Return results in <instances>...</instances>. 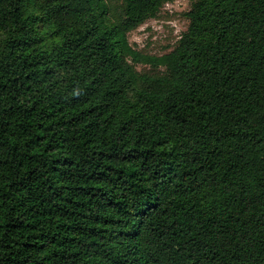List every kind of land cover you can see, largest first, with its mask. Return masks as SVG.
I'll use <instances>...</instances> for the list:
<instances>
[{
  "label": "trees",
  "instance_id": "1",
  "mask_svg": "<svg viewBox=\"0 0 264 264\" xmlns=\"http://www.w3.org/2000/svg\"><path fill=\"white\" fill-rule=\"evenodd\" d=\"M171 1L0 0V264H264V0Z\"/></svg>",
  "mask_w": 264,
  "mask_h": 264
},
{
  "label": "rangeland",
  "instance_id": "2",
  "mask_svg": "<svg viewBox=\"0 0 264 264\" xmlns=\"http://www.w3.org/2000/svg\"><path fill=\"white\" fill-rule=\"evenodd\" d=\"M192 0H173L163 5L158 14L128 33L130 45L147 54L161 55L169 52L186 31L189 20L185 13L190 9ZM140 72L149 67L138 64Z\"/></svg>",
  "mask_w": 264,
  "mask_h": 264
}]
</instances>
